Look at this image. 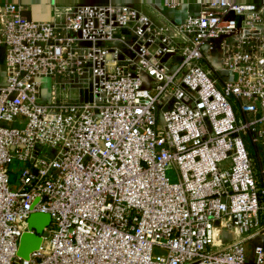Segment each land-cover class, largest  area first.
Masks as SVG:
<instances>
[{
  "label": "built area",
  "instance_id": "2783aa9c",
  "mask_svg": "<svg viewBox=\"0 0 264 264\" xmlns=\"http://www.w3.org/2000/svg\"><path fill=\"white\" fill-rule=\"evenodd\" d=\"M129 1L0 6V264H264V0Z\"/></svg>",
  "mask_w": 264,
  "mask_h": 264
},
{
  "label": "crops",
  "instance_id": "0c3cea01",
  "mask_svg": "<svg viewBox=\"0 0 264 264\" xmlns=\"http://www.w3.org/2000/svg\"><path fill=\"white\" fill-rule=\"evenodd\" d=\"M117 4L128 5L135 8H143L151 16L155 15L147 7L131 2L129 0H113ZM155 5L157 10H162L159 0H147ZM182 5L177 10H165V15L173 22L182 23L190 14H195L198 11L193 0H178ZM15 2L23 8V16L29 20L36 22H50L53 20V5L62 7H74L78 5H104L107 0H0V6L8 3ZM3 59L4 53L0 49V84L4 82L3 72ZM249 156L255 164L256 179L264 183V147H249Z\"/></svg>",
  "mask_w": 264,
  "mask_h": 264
},
{
  "label": "water",
  "instance_id": "95a60500",
  "mask_svg": "<svg viewBox=\"0 0 264 264\" xmlns=\"http://www.w3.org/2000/svg\"><path fill=\"white\" fill-rule=\"evenodd\" d=\"M28 229L31 233L24 234L20 241L17 250V256L20 259L26 260L29 255L36 251L41 244V234L50 223V217L47 214L34 213L27 220Z\"/></svg>",
  "mask_w": 264,
  "mask_h": 264
},
{
  "label": "rangeland",
  "instance_id": "374dc122",
  "mask_svg": "<svg viewBox=\"0 0 264 264\" xmlns=\"http://www.w3.org/2000/svg\"><path fill=\"white\" fill-rule=\"evenodd\" d=\"M50 84H52L51 80H45L44 81L43 97L45 99L48 97ZM11 183L15 184V177L11 179Z\"/></svg>",
  "mask_w": 264,
  "mask_h": 264
},
{
  "label": "trees",
  "instance_id": "16d2710c",
  "mask_svg": "<svg viewBox=\"0 0 264 264\" xmlns=\"http://www.w3.org/2000/svg\"><path fill=\"white\" fill-rule=\"evenodd\" d=\"M245 143H246L247 151H249V147H250V146H251L252 148H253V147H256V146L250 144L249 141L247 140V138H245Z\"/></svg>",
  "mask_w": 264,
  "mask_h": 264
},
{
  "label": "bare ground",
  "instance_id": "6f19581e",
  "mask_svg": "<svg viewBox=\"0 0 264 264\" xmlns=\"http://www.w3.org/2000/svg\"><path fill=\"white\" fill-rule=\"evenodd\" d=\"M218 232V230H215V233H217Z\"/></svg>",
  "mask_w": 264,
  "mask_h": 264
}]
</instances>
